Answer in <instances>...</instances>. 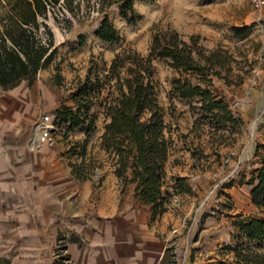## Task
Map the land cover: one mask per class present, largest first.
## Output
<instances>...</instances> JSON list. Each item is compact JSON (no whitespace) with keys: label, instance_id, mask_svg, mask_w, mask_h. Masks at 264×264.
I'll use <instances>...</instances> for the list:
<instances>
[{"label":"rangeland","instance_id":"rangeland-1","mask_svg":"<svg viewBox=\"0 0 264 264\" xmlns=\"http://www.w3.org/2000/svg\"><path fill=\"white\" fill-rule=\"evenodd\" d=\"M133 3L134 10L129 9L127 16L114 4L82 21L73 20L70 27L59 21L62 18L59 10L58 17L55 18V14L49 17L47 21L54 33L56 53L40 73L38 94L42 101L37 105V115L53 110L61 100L68 98L77 78H83L92 63L107 69L112 58L122 49L146 55L157 30L173 29L187 42L195 38L204 55L220 50L226 62L224 69L219 77L212 76V84L205 86L227 100L231 109L243 118L244 126L240 132L228 124L220 127L212 119L199 120L201 114L196 109L199 98L183 99L174 94L173 88L175 77L188 78L193 83L198 82L197 77L176 70L170 58L153 60L157 96L173 142L168 170L187 174L196 190L195 195L182 197L185 205L181 212L184 237L180 249L183 251L187 247L192 259L198 250L202 254L201 262L207 264L210 252H221V247L201 240L199 248L196 245L193 248V241L199 236H193L194 230L214 219H223L227 225L232 212L236 216H260L263 213L262 208L251 200L252 186L247 180L258 165L255 149L259 142H264V8L260 11L254 9L250 0H133ZM105 16L119 29V40L106 42L95 35ZM81 35L86 36L83 45H80ZM58 75L61 77L59 81ZM92 109L98 111L99 118L87 144L86 159L88 165L93 163L95 167L88 166L85 173L94 177L95 198L98 200L101 194L107 193V202L113 201L114 195L108 193L120 191L121 206L135 205L133 186L121 183L118 187L106 168L109 160H106L107 153L100 142L107 120L98 106ZM79 130L71 133L78 134L76 138H70V134L67 139L62 131L59 135L67 143H80L86 134ZM78 149L81 152V145ZM97 163H100L99 169ZM96 171L99 178L94 175ZM244 174L246 178L242 177ZM189 202L194 204L191 210L187 209L186 203ZM225 229L230 231L231 225L230 230ZM221 237V245L229 242V238ZM58 239L54 252L56 264H84L69 254V242L65 236L60 235ZM250 247L262 251L264 243H251Z\"/></svg>","mask_w":264,"mask_h":264},{"label":"trees","instance_id":"trees-1","mask_svg":"<svg viewBox=\"0 0 264 264\" xmlns=\"http://www.w3.org/2000/svg\"><path fill=\"white\" fill-rule=\"evenodd\" d=\"M114 4L125 16L129 9L134 10L133 0H0V87L15 88L24 80L31 85L39 70L53 59L55 37L47 21L52 14L58 17L59 10L62 14L59 21L70 27L73 20L82 21ZM95 35L106 42L121 38L119 29L106 16ZM80 38L83 45L86 36ZM149 49L146 55L122 49L107 69L92 60L89 72L77 78L69 97L61 100L53 113L54 126L65 138L76 129H85L84 140L68 142L66 155L79 157L80 160L72 161L73 173L87 179L90 173L85 170L94 166L88 165L86 159L87 144L99 118L98 111L92 108L102 109L107 121L100 144L107 153L106 160L111 162L122 184L133 186L134 199L147 209L151 220L167 210V202L174 193L194 192L187 176L175 175L171 178L173 184H167L165 167L173 142L157 96L153 60L170 58L176 70L197 77V83L175 77L173 88L174 94L183 99L199 98L200 104L196 106L201 114L199 120L212 119L220 127L228 124L237 132L244 122L227 100L205 86L212 84V76L219 77L224 69L226 62L220 50L204 55L195 38L184 41L179 32L170 28L154 32ZM60 79L58 75L57 80ZM254 155L258 165L252 169L247 183L252 186L253 204L262 208L263 213L235 216V241L222 248L233 249L237 264H264V250L250 247L251 243H264V142L258 143ZM96 165L99 168L100 163ZM242 177L246 178V174ZM167 186H172L174 193Z\"/></svg>","mask_w":264,"mask_h":264},{"label":"crops","instance_id":"crops-1","mask_svg":"<svg viewBox=\"0 0 264 264\" xmlns=\"http://www.w3.org/2000/svg\"><path fill=\"white\" fill-rule=\"evenodd\" d=\"M44 69L31 85L24 80L15 88L0 87V264H56L54 252L60 235L68 239L69 254L84 264H203L197 250L201 240L221 247V252H210L207 264H237L233 249L222 248L235 241L233 212L227 225L223 219L208 220L193 231V236L199 235L193 241V248L197 246L194 259L187 247L184 252L180 249L182 197L195 195V189L174 193L167 186L174 193L167 210L151 220L135 199V205L121 206L120 191L108 193L114 195L113 201L107 202V193L96 200L94 177L85 179L73 173L72 161L80 159L66 155L69 145L54 126L58 104L37 115ZM46 126L51 127L50 137L43 139ZM78 136L71 134L70 138ZM170 157L165 167L169 185L175 175L188 176L169 172ZM106 165L121 187L111 162ZM94 175L99 178L98 171ZM186 204L188 210L194 206L193 202ZM221 236L229 238L223 246Z\"/></svg>","mask_w":264,"mask_h":264},{"label":"built area","instance_id":"built-area-1","mask_svg":"<svg viewBox=\"0 0 264 264\" xmlns=\"http://www.w3.org/2000/svg\"><path fill=\"white\" fill-rule=\"evenodd\" d=\"M251 1V5L254 9L260 11L264 8V0H250ZM49 117L46 116V119H48ZM50 126H46V128L44 129V134L42 136L43 139H47L48 137H50Z\"/></svg>","mask_w":264,"mask_h":264}]
</instances>
